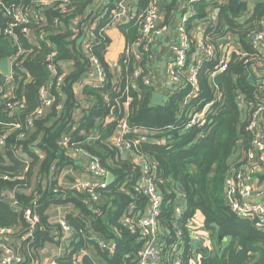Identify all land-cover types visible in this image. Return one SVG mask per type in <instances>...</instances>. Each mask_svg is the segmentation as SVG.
<instances>
[{
  "label": "trees",
  "instance_id": "16d2710c",
  "mask_svg": "<svg viewBox=\"0 0 264 264\" xmlns=\"http://www.w3.org/2000/svg\"><path fill=\"white\" fill-rule=\"evenodd\" d=\"M40 1L0 0V61L8 59L11 63L12 84L8 98H3L8 91V78L0 75V136L5 135L0 146V228L13 230L3 243L23 256V264H28L30 258H40L43 249L63 241L58 224L50 222V207L72 206L75 211L66 216V222L73 229L74 241L81 239L69 243L73 256L60 261L135 264L141 244L122 227L120 218L130 207L140 215L146 206V198L135 192L145 162L154 168L153 184L162 196L157 217L162 234V264H264V231L257 230L249 220L236 217L225 201L224 191L230 167L240 163L250 149L247 104L256 105L264 98V85L249 81V76L255 79L251 65L231 55L226 70L211 77L220 51L214 60H194L200 63L196 66L198 90L189 96L187 71L189 65H195L189 62L179 72L181 82L164 88L163 106L155 107L150 104L155 86L142 82L144 77L152 78L147 65L150 55L134 46L138 15L150 0H137L134 20L119 26L125 48L140 53L139 61L123 51L114 67L105 61L109 39L102 29L117 0L104 6L98 5L97 0H51L49 5ZM253 3L250 9L251 5L241 0H201L194 7L188 28L193 27L194 21H204L210 10L218 9V21L207 28L203 38H210L209 42L217 47L220 36L230 32L243 50L255 56L247 33L259 29V22L264 19V0ZM7 7L35 11L38 19L31 18L27 25L13 28L12 35L7 36ZM93 7L95 10L91 11ZM161 9L165 23L170 25L178 13L176 0L161 4ZM72 21L77 22L75 26ZM22 28H27L29 37L21 33ZM86 30H90V39L82 43ZM31 37L34 42L29 40ZM193 52L192 46L190 54ZM52 54L54 71L49 72L47 58ZM91 58L98 61L103 81L82 84L77 97L74 86L94 70ZM138 68L141 74L132 82ZM60 74L64 76L57 87L55 79ZM261 79L264 82V69ZM42 87H48L52 104L43 109L41 117L34 118ZM238 97L244 102L241 106ZM7 103L17 105L10 110ZM209 103L212 106L206 113L207 124L188 128L190 116L200 113ZM124 117L128 131L123 139L138 143L122 157L113 137L119 133L118 123ZM142 136L145 140H139ZM64 138L69 139L65 146ZM75 150H79L77 158L71 155ZM82 154L96 158L106 173L114 176L111 184L95 190L96 201L87 192L74 188V178L64 176L67 186L59 184L66 170L88 174L87 164L80 160ZM137 158L144 162L137 164ZM260 178L264 179V173ZM177 184H181L184 193ZM5 191L13 192L16 209L4 197ZM177 195L183 206L179 216L174 214ZM28 209L38 222L31 236L21 240L29 231L24 219ZM197 212L203 216L201 222L195 219ZM198 232L212 242L213 251L200 248L193 252V234ZM92 236L113 241L115 252L101 250L91 241Z\"/></svg>",
  "mask_w": 264,
  "mask_h": 264
},
{
  "label": "built area",
  "instance_id": "2783aa9c",
  "mask_svg": "<svg viewBox=\"0 0 264 264\" xmlns=\"http://www.w3.org/2000/svg\"><path fill=\"white\" fill-rule=\"evenodd\" d=\"M169 0H150L147 8L138 15V39L134 44L135 48H139L141 52L150 55L152 44L155 36L167 31L168 25L162 21L163 13L161 12V4L166 3ZM201 0H176L178 4L177 19L173 23L174 34L176 36V45L174 48V58L168 65L166 74L169 85H177L181 82L180 74L181 68L187 65L189 62L195 64L193 67L188 66L187 71V85L191 88L189 96H193L198 90L196 74V66L202 60H214L216 52L220 51L217 62L213 66L211 77L216 76L226 70L227 63L229 62L231 55L239 56L244 64L251 65L253 69L255 79L252 78L257 84L264 85L262 81V70L264 69V19L259 22V29L252 30L247 33V42L253 51L255 56H252L249 52L240 49L239 43L235 37L226 32L224 37L219 38L217 41V47L203 38L207 28L214 26L216 23V10H210L207 18L202 21H194L193 27L188 28V22L193 16L194 7ZM41 4L49 5L51 0H41ZM67 2V0H63ZM137 0H117L114 9L111 10L108 16V22L119 26L127 25L131 23L136 17V13L133 10V4ZM5 16L10 19L9 26L4 30V34L7 36L12 35V29L17 26L27 25L31 18L38 19V15L35 11L29 9H22L20 7L4 8ZM65 12V9H63ZM76 21H72V26L76 25ZM195 26V29H194ZM90 30L85 31L82 43H86L90 39ZM74 32H76L74 30ZM21 33L26 37H29V31L27 28H22ZM192 46L194 52L190 54ZM87 47V44H86ZM126 54H133L135 60L139 61L140 53L134 52L133 49L124 48ZM122 51V52H123ZM54 54L47 58L48 64L46 69L49 72L54 71V65L52 58ZM196 60L197 62H195ZM10 66L11 63L9 62ZM91 66L94 69V78L89 79L86 84L95 85L103 81L102 69L100 68L98 61L95 58H91ZM141 74V70L135 69L132 82H134ZM8 91L3 95V98H8L9 92L12 89L11 75L7 77ZM63 80L62 75L56 76L55 85L59 87ZM143 84L153 85L152 81L148 77L142 79ZM131 88L135 86L131 85ZM264 92V87L262 88ZM38 98L40 106L34 111L33 117L38 118L43 115V109L51 106L52 97L49 95L48 87H42L38 92ZM238 104H244L243 100L238 97ZM187 102V99H186ZM17 103H7V107L11 110ZM246 113L249 116V120L246 126V131H249L252 135V141L250 149L245 153L244 158L237 164L234 163L230 167V173L224 180L225 199H228V205L230 211L238 218L246 219L252 222L253 226L260 231H264V179L260 176L264 173V98L256 105L247 104ZM212 103L207 104L201 110L200 113L192 114L190 116L188 128L192 126L204 127L207 124L206 113L211 108ZM246 106L243 105V109ZM245 110V109H244ZM31 124V120L28 121ZM14 128H18V125H11ZM119 133L117 138L113 142L117 148L119 156H124L127 152L137 145L138 140L129 142L123 139V135L128 131L127 120L124 117L118 123ZM5 135L0 136V146L4 144ZM139 140H145L144 137H140ZM69 139L64 138L62 144L65 146ZM72 156H76L79 150H75ZM88 159L87 163V177L84 180L76 181L74 188L82 190L91 195L94 201L97 200L95 190L100 188L104 189L107 184V173L101 167L99 161L94 157H89L87 154H82ZM137 164L144 162L142 159H136ZM26 170V169H25ZM154 168H150L145 162L142 170V174L135 186V192L143 195L146 198V206L140 215L134 214L131 207L127 209L120 219V224L131 235H133L141 244L140 250L137 253V259L135 264H162L160 250H161V238L162 234L158 227L157 217L160 214L162 196L158 193L156 186L153 184ZM8 192H4V196ZM177 202L174 207V214L179 216L182 213V203L180 196H178ZM12 206H16V202L13 198L10 200ZM24 219L29 224L28 233L21 236V240L27 239L31 236V231L36 226L38 218L33 216L31 211H24ZM59 226V232L64 237L70 236L73 233V229L62 219L57 222ZM193 234V242L196 241L199 244H203L204 238L199 234ZM13 234V230L10 228H0V264H23L25 259L16 250L9 248L3 242L8 240ZM96 245L103 251L109 254H113L116 249L114 242H104L102 240L91 238ZM202 249V248H201ZM62 251V250H61ZM28 264H65L57 258L40 259L30 258ZM178 264V263H177Z\"/></svg>",
  "mask_w": 264,
  "mask_h": 264
},
{
  "label": "crops",
  "instance_id": "0c3cea01",
  "mask_svg": "<svg viewBox=\"0 0 264 264\" xmlns=\"http://www.w3.org/2000/svg\"><path fill=\"white\" fill-rule=\"evenodd\" d=\"M109 1L110 0H97V4L104 6ZM136 3L133 4V10L137 14L138 9H137ZM252 5L249 6L248 8L251 9ZM94 10H95V7H93L91 9V11H94ZM161 12L163 13V9H161ZM218 12H219V10L216 9V17H217ZM163 19H164V17H163ZM176 19H177V17H174L173 21ZM216 20L218 21V18H216ZM173 21L170 25H168L167 31L161 33L158 36H155L154 42L152 44L150 56H149L150 61L147 63L148 68L150 69L151 74H152L151 81L156 88L155 92L162 94L164 96V100L166 97V95L163 93L164 88H166L168 86L166 70H167L168 65L172 62V60L174 58V48L176 45V36L174 34ZM164 24H166V23H164ZM119 26L113 25V24L108 22L105 25V27L102 29L104 35L109 39V45L107 47V51L105 54V61L110 67H114L116 65V62L118 60L119 55L122 53L123 49L126 46L125 38H124L123 34L121 33ZM194 29H195V26H194ZM29 40L34 42V37L29 38ZM236 41L238 42L237 39H236ZM239 47H240V49H243V46L241 47L239 45ZM152 53H153V55H151ZM62 66L64 67V72H67V68L64 65H62ZM9 74H10V64H9ZM60 75L64 76V74H60ZM94 77H95V75L92 71L91 73L88 74V76H86L82 80V82H80V84H77L74 86V92H75L77 97H80V90L82 88V84H84V82H88L89 79H92ZM117 137H118L117 134L114 135L113 142L115 141V139ZM235 151H236V149H235ZM235 151H233V152H235ZM77 157H78V155L76 154V158ZM234 158H235V156H234ZM80 160L82 161V164L84 163L86 165L88 163V159L86 157L82 156L80 158ZM24 161L27 162V159L25 157H24ZM80 167L84 168L83 165H81ZM83 173L85 174V171L80 170V172H76V171H73L71 169L66 170L63 173V175L60 177L59 184L60 185L63 184L65 186H67L68 181H66L64 179V176L74 178L75 181L84 180L87 177V175L86 174L83 175ZM107 176H108V174H107ZM5 192H8V193L4 197L10 203L11 202L10 200L12 198L14 200L13 192H9V191H5ZM10 205H11V203H10ZM16 205H17V203H16ZM11 207L16 209L15 206H11ZM72 211L73 212L75 211L72 206H63V207L62 206L61 207L53 206V207H50V209H49L50 222L57 223L59 220H62V219H64L66 221V216L69 213H71ZM195 219L198 222H201L203 220V216L201 215V213L197 212L195 215ZM92 238L99 239V238L94 237V236H92ZM80 239H81V237H78V239H75V241H74L73 234H71L70 236L64 237L62 239L63 241H61L57 245L48 246L45 249H43L41 254H40V259L57 258L59 260H62V259H64V257H68L70 255L73 256V254L71 253V250H70L71 244H69V243L72 240L74 241V243H77L80 241ZM226 241L228 242L227 239H226ZM110 242H113V241H110ZM200 247L202 249L208 250L209 252L213 251V249H214L212 242L207 237L204 238L203 244L200 243ZM90 250H92V249H90ZM83 253H86L85 250L83 251ZM90 255H92V254H90ZM72 256H71V258H72ZM94 260H96V258H94Z\"/></svg>",
  "mask_w": 264,
  "mask_h": 264
},
{
  "label": "water",
  "instance_id": "95a60500",
  "mask_svg": "<svg viewBox=\"0 0 264 264\" xmlns=\"http://www.w3.org/2000/svg\"><path fill=\"white\" fill-rule=\"evenodd\" d=\"M0 75L4 78H7L9 76V61L8 59H2L0 61ZM250 82H253L252 78H249ZM150 104L155 107H161L164 104V96L160 93L153 92L150 98ZM262 118H264V113L262 114ZM235 151V149L233 150ZM114 181L113 174L109 173L107 176V184H111ZM177 188L181 193H184V190L181 186V184H177ZM225 201L228 203V199H225ZM192 250L197 251L199 249L198 242L194 241L192 242Z\"/></svg>",
  "mask_w": 264,
  "mask_h": 264
},
{
  "label": "rangeland",
  "instance_id": "374dc122",
  "mask_svg": "<svg viewBox=\"0 0 264 264\" xmlns=\"http://www.w3.org/2000/svg\"><path fill=\"white\" fill-rule=\"evenodd\" d=\"M253 1L254 0H241V3L245 2L246 4H250L251 5L253 3ZM163 17H164V15H163ZM162 21H163V23H165L163 18H162ZM151 55H153V53ZM84 83H87V82H84ZM78 162H79V160H78ZM83 175H85V174L83 173Z\"/></svg>",
  "mask_w": 264,
  "mask_h": 264
}]
</instances>
